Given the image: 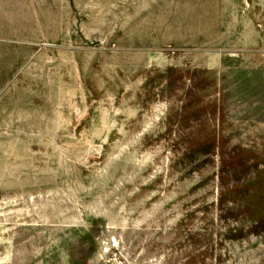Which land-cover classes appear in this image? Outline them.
Segmentation results:
<instances>
[{"label": "rangeland", "instance_id": "374dc122", "mask_svg": "<svg viewBox=\"0 0 264 264\" xmlns=\"http://www.w3.org/2000/svg\"><path fill=\"white\" fill-rule=\"evenodd\" d=\"M0 264H264V0H0Z\"/></svg>", "mask_w": 264, "mask_h": 264}]
</instances>
